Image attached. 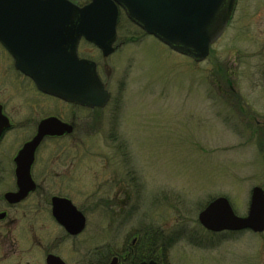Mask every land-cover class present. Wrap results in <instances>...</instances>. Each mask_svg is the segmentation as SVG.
Returning a JSON list of instances; mask_svg holds the SVG:
<instances>
[{"label":"rangeland","instance_id":"1","mask_svg":"<svg viewBox=\"0 0 264 264\" xmlns=\"http://www.w3.org/2000/svg\"><path fill=\"white\" fill-rule=\"evenodd\" d=\"M71 1L82 6L91 0ZM117 32L130 42L108 62L113 100L104 111L102 133L81 144L95 151L94 165L88 157L81 165L90 175L74 182L57 178L54 161L39 179L45 195L24 206L31 211L32 238L17 233L15 251L0 241V264H46L47 251L68 264H88L96 251V264H104L111 252L153 227L164 238V264H264V232L214 234L198 220L206 204L220 196L246 216L252 189H264V0H238L228 29L201 63L145 35L123 10ZM4 66L0 55V100L22 101L26 94L15 93L2 78ZM118 99L123 102L117 131L127 140L129 191L135 193L121 216L106 207L108 132ZM44 104L45 113H52L55 103ZM61 110L66 118H84L70 107ZM19 135L12 136L16 143L24 139L22 131ZM57 148L58 142L47 141L42 160ZM5 187L0 193L12 188ZM61 192L89 211V227L74 239L54 221L48 205L50 196Z\"/></svg>","mask_w":264,"mask_h":264},{"label":"water","instance_id":"2","mask_svg":"<svg viewBox=\"0 0 264 264\" xmlns=\"http://www.w3.org/2000/svg\"><path fill=\"white\" fill-rule=\"evenodd\" d=\"M236 3L237 0H91L80 6L71 0H0V41L11 50V41L17 37H44L49 42L48 51L55 45L53 49L57 53L49 52L42 62L36 57L17 56L18 68L45 93L72 103L104 106L109 94L95 63L78 57L81 38L97 44L106 56L111 54L122 8L147 34L172 50L202 62L228 27ZM7 123L0 106V133ZM70 132L72 127L58 118L41 122L35 137L24 144L15 158L18 190L6 193L8 202H21L36 190L31 167L43 139ZM52 213L71 234H78L85 227L84 215L70 200L54 197ZM198 219L205 229L214 233L243 230L262 233L264 189L260 186L252 189L246 216H239L230 200L220 196L207 203ZM46 262L66 264L53 254L47 256ZM116 262L114 259L111 264Z\"/></svg>","mask_w":264,"mask_h":264},{"label":"flooded vegetation","instance_id":"3","mask_svg":"<svg viewBox=\"0 0 264 264\" xmlns=\"http://www.w3.org/2000/svg\"><path fill=\"white\" fill-rule=\"evenodd\" d=\"M129 42V37H116L114 42L115 50L109 56H105L103 51L95 43L84 38L78 43V57L80 59H87L95 62L96 70L104 83V88L110 94V98L104 106H89L80 103H72L47 94L38 88L31 77L18 68L17 56L23 58L36 57L37 60L42 62L43 57L48 56L49 52L53 55L57 53L53 49L55 45H52V49L48 51L49 42L44 37H17L11 41V50L7 49L0 42V55L5 61L1 76L4 81L9 82L15 93L26 94L22 101H17L16 98L0 100L2 112L9 122L0 133V187L12 186V188L5 187L6 190L0 193V241L3 240L7 242L10 249L13 248L14 251L16 250L17 233H24V235L33 233L34 229L31 211L24 206H30L29 201H31L33 196L39 195V197H43V195H45L43 194L44 190L39 183V179L41 177L43 178L46 173L52 171L51 165L54 164V161L57 166L59 165L55 173L57 178L61 177L63 180L74 182L80 178L85 179L87 178L86 175H90L83 171L81 165L86 157L91 160L88 165H94L95 151L92 147H86L81 144L84 142L85 137H93L95 134L102 133L103 119L105 118L104 111L110 107V102L113 100L112 91L107 82V78L112 72L108 62L111 61L112 57L122 53ZM134 42H136V40ZM95 54L99 55V59H96ZM28 94L33 95V97H28ZM35 99L37 100L35 101ZM44 100H51L55 103L52 107V113H45L48 111V105L44 104ZM117 101L119 102H117L113 108V112L117 115L112 125L113 130L116 129V131L111 130V132H108L109 143L107 149L109 156L106 165L108 172L106 183L109 187V191L108 194H106V203H108L106 207L111 215L121 216L126 211V206L132 198V193H135H130L129 191L127 140L121 132L117 131L120 122L119 119H121L120 112L123 100L118 99ZM65 106L72 108L77 113L81 111L84 113V118L77 115H74L72 118H66L61 110L64 109ZM51 117L58 118L63 123L69 124L72 127V132L65 133L62 136H47L43 139L36 150L34 163L31 167V176L36 184V190L30 193L21 202L10 203L5 197L6 193L16 192L18 190L16 175L17 163L15 158L24 144L35 137L41 122ZM20 131L24 133V135H22L24 139L22 138L23 141L21 143H16L12 136L15 135L18 138L20 136ZM47 141L58 142V148L55 151L53 150V155L44 162L40 154ZM90 169L92 170L93 168L90 167ZM139 182L138 179L136 185L139 184ZM40 191L41 193H39ZM54 197L70 200L77 210L84 215L85 227L81 232L78 234H71L55 219L52 213V199ZM90 202H93V200ZM48 205L52 218L65 231L69 238L74 239L80 236L89 227V211L86 208L79 207L68 193L61 192L57 195H51ZM89 208H91V206ZM139 233L140 234L134 239L133 243L125 246L120 251L111 252V259L104 264H111L114 259H117L116 264H149L151 261L160 264V230L153 227ZM30 236L32 238V235H28L29 238ZM50 254L60 257L68 264L60 255L54 252L47 251L46 257ZM89 255L88 264H96V259L94 258L95 255H97L96 251H94L93 255L92 253Z\"/></svg>","mask_w":264,"mask_h":264},{"label":"trees","instance_id":"4","mask_svg":"<svg viewBox=\"0 0 264 264\" xmlns=\"http://www.w3.org/2000/svg\"><path fill=\"white\" fill-rule=\"evenodd\" d=\"M160 243H161V248H160V252H161V255H160V264H164V262H163V255H162V252H163V246H165L164 245V238H163V236L161 235V241H160Z\"/></svg>","mask_w":264,"mask_h":264}]
</instances>
